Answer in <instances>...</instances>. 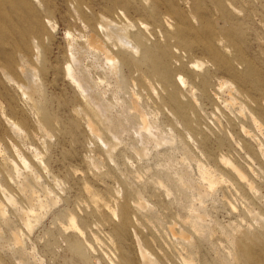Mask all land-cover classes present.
<instances>
[{
    "label": "rangeland",
    "instance_id": "1",
    "mask_svg": "<svg viewBox=\"0 0 264 264\" xmlns=\"http://www.w3.org/2000/svg\"><path fill=\"white\" fill-rule=\"evenodd\" d=\"M168 13L179 21L170 37L161 30ZM139 24L155 26V35L144 32L145 39L167 77L179 63L172 59L174 45L183 62L201 63L184 76L195 99L206 75V87L225 80L233 92L250 96L253 107L256 101L264 117V0H0V184L13 202L0 194V264H141V252L150 264H182V258L264 264V174L250 171L229 130V113L216 114L215 122L209 99L191 107L181 89L170 86L166 95L154 86L178 107L175 115L134 82L137 73L119 60L114 75L86 45L89 34L102 37V28L137 36ZM19 62L33 74L30 85ZM67 69L100 105L101 119L92 116ZM132 95L159 143L136 133ZM87 119L110 144L109 154L89 133ZM222 153L245 171L254 192L220 167ZM11 161L20 173L9 182ZM204 169L214 176L211 189L201 178ZM22 181L28 186L23 195ZM29 195L44 203L30 229L20 221ZM138 197L144 203L139 211L133 206ZM17 230L20 243L13 238ZM239 242L261 257L238 260Z\"/></svg>",
    "mask_w": 264,
    "mask_h": 264
},
{
    "label": "bare ground",
    "instance_id": "2",
    "mask_svg": "<svg viewBox=\"0 0 264 264\" xmlns=\"http://www.w3.org/2000/svg\"><path fill=\"white\" fill-rule=\"evenodd\" d=\"M166 15L170 18V20H167V21L163 20V23L161 24V30L164 32L166 37H170L169 34L171 33V30H174V34L177 31V25L179 21H177L175 17L169 13ZM100 31H101L102 37H99L96 34H89L87 36L86 45L89 47L90 50H92L94 54H96V56H100L101 58L103 57V59L105 60L104 62H106V65L107 63L110 65L109 66L110 71L114 75L117 74L118 72L117 64L120 60L124 68H128L129 70H132L135 73H137V78H133V80L134 82H136V84L139 87L146 86L148 87V90L151 91V93L153 92L159 97L160 95L157 93V91L155 90L156 88L154 86L156 87L160 86L166 95H170V92H171V89L169 88L170 86H172L174 90L177 89L178 92H179V89H181L183 91V95H181L180 97L184 98L182 99L186 102V104L184 103L185 105H188L191 107L193 105H198L200 102L203 103L205 100L209 99L211 102L214 103L213 106H215V110L217 111L215 113L212 112L213 113L212 120H214L215 122L219 120L217 118L218 115L216 116V114L218 113H220L221 115H226L227 113H229V115H226L228 117L227 122H228L229 130L232 133H235L239 139L238 142H241V147H239L240 144L238 145V147L240 148V151L244 155L247 162L250 163V165H252V167L250 168V171L254 173L257 172L255 173L257 175L259 173L264 174V149H262V147L264 146V132H263L264 117L260 114V110L258 107L259 104L256 101H253V103H255L257 107H253L247 99V97L251 99L250 96H248L243 91L233 92V86H227V83L225 82V80L217 81L216 87H212V85L211 86L209 85L206 87V85H208V80L207 78H205L206 75H202L200 82L197 84L198 87L204 84L205 88L202 92V95L199 98L195 99V97L191 94V90L188 87H186L187 83L185 82L184 76H186L187 72L189 74L197 72L201 63L196 62L193 59H188L187 61L183 62L182 57L179 55V52H181L182 49L179 46L174 45L172 48L174 49L173 51L175 54L172 57V59L178 61L179 63L176 66V68L173 69L172 75L170 77L169 76L167 77V75H165L164 72H161V69L162 71L164 70L163 65H162V59H157L158 57H156L155 54L148 49V42L145 39L144 32H146L147 35L149 33L155 35V32H156L155 26L149 28V27L144 26L143 24H139L138 26L139 32H137L138 33L137 36H134V34L133 35L132 34H129V35L120 34L119 35L120 33L119 31L115 33L114 31L108 28H105V29L102 28L100 29ZM125 57L130 58L132 62L125 63L124 61ZM20 60H22V57ZM72 62H74L75 64H78L75 58L74 59L72 58ZM143 64H145L147 67H144ZM23 65L20 64V67L18 66L19 68L17 67V70L19 69L18 72H20V75H22V77L25 78V80H27L30 85L32 81V78L30 77H32L33 74H30L31 76H28L29 72L27 69L24 68L26 65L24 67ZM76 66L78 67V65ZM67 77H69V80L73 82V85L81 93V95L83 96L85 100L86 105L91 107V109L89 108L88 109L93 112L92 116H94L96 119L97 118L101 119L102 118V111H101L102 108L100 109V105L98 104L94 105L92 99L89 97V94L86 92L85 85L78 79V77H76L73 74H70L69 69H67ZM18 89L21 92L23 97L27 99H31V97L29 96V94H27L26 90L23 87L18 86ZM132 96L133 97H132L131 102H132L133 109L131 110L135 111L138 117V120L140 121L139 129L136 130V133H140V134L143 133L144 135L148 136L151 140H154V142L159 143L155 134L153 133V131H151V127L149 125V121L147 120V117L145 116V113L141 110V108L137 104V98L135 97V95H132ZM210 97H212V100ZM252 98H253V95H252ZM160 101H161V104L167 106L173 114L179 115L178 107L174 105L172 102L169 101L168 103L164 97H160ZM245 106L248 107V110L246 111H245L246 109ZM244 111L246 113H244ZM87 120H88L87 126H88L89 133L94 138V140L100 141L104 149L109 154L110 144L106 143L104 140L101 139V135L99 134L96 127L94 126L93 122L90 119H87ZM38 128L40 129V127ZM12 131L16 135L19 134V130H17L15 126L13 125H12ZM253 140L257 141L258 147L257 146L253 147L252 144H250V142L251 141L253 142ZM15 152H16V156H18L19 161L21 162V165L25 169L30 168L28 162H26V160H24L23 157L19 155V152L17 150ZM0 153H1V150H0ZM218 156H219L218 163L220 167L224 169L226 172H229V175L231 174L230 176L234 178V180L237 182V185L239 184L241 188H243V186L246 185L244 187L247 188L249 192H252V191L254 192L253 183L249 182L248 175L245 173V171L242 170L241 167H239L236 163L232 162L226 154L222 153V154H219ZM34 157L35 159H38L37 156H34ZM8 166L10 167L11 171L7 170L8 171L6 172L7 174L5 173L6 178L8 179V181L9 180L13 181L14 179L18 178V174L20 173L19 171L20 168L18 169L17 164H15L12 161H11V165H8ZM3 168L5 167L3 166ZM5 169H8V168H5ZM201 178L204 179V182L207 184L208 189H211L214 187V184H213V181L215 180V179L213 180L214 176H211V173L208 170L206 169L202 170ZM23 182L24 181H22V185L20 184L21 187L19 188V190L21 191V194L22 192L23 194L24 193L26 194V192L28 193L27 191L28 186ZM5 191L6 190L0 184V194L2 196H6ZM4 199L10 204H13L10 196H6V198ZM28 199H29V203H28L29 208L26 210H22L23 212L20 210L22 212V213L20 212L21 213L20 221H22V223L25 224V226L28 229H30V221H32L36 217L37 208L39 209L42 208L44 206V203L42 200L38 198L37 199L33 198L30 195ZM133 206L136 208L137 211H139L143 209L144 203L138 197L137 201L136 202L134 201ZM0 215L1 216L4 215V207H3L2 201H0ZM17 231L16 232L14 231L13 233L14 242L20 243L21 236L19 237V234H18L20 233L19 232L20 230H17ZM180 237H181L180 240L182 239V242H184V240L187 242V239L185 238V236L180 235ZM262 249L264 248L262 247ZM253 255H257V253L254 252V248H250V246H246L244 243L239 242L238 253L236 256L238 260L244 261L242 259L243 256H253ZM140 256H141V259H140L141 264L151 263V260L148 257H146L144 252H141ZM257 257H261V256L257 255ZM181 261H182V264H193L191 261H188L183 258L181 259Z\"/></svg>",
    "mask_w": 264,
    "mask_h": 264
}]
</instances>
